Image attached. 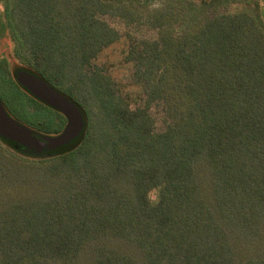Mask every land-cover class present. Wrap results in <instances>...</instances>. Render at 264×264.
Segmentation results:
<instances>
[{
    "label": "trees",
    "instance_id": "16d2710c",
    "mask_svg": "<svg viewBox=\"0 0 264 264\" xmlns=\"http://www.w3.org/2000/svg\"><path fill=\"white\" fill-rule=\"evenodd\" d=\"M241 1L0 0L5 108L41 133L63 128L16 81L26 69L86 125L48 157L0 139V264H264V20L257 0L228 9ZM105 16L155 32L125 55L142 105L92 68L121 36Z\"/></svg>",
    "mask_w": 264,
    "mask_h": 264
},
{
    "label": "water",
    "instance_id": "95a60500",
    "mask_svg": "<svg viewBox=\"0 0 264 264\" xmlns=\"http://www.w3.org/2000/svg\"><path fill=\"white\" fill-rule=\"evenodd\" d=\"M15 79L29 93L59 110L66 121L58 133H41L11 115L0 100V139L32 156L48 157L75 147L86 128L79 104L30 70H17Z\"/></svg>",
    "mask_w": 264,
    "mask_h": 264
},
{
    "label": "rangeland",
    "instance_id": "374dc122",
    "mask_svg": "<svg viewBox=\"0 0 264 264\" xmlns=\"http://www.w3.org/2000/svg\"><path fill=\"white\" fill-rule=\"evenodd\" d=\"M258 1V11L264 20V0ZM253 1L233 2L228 6L230 11L251 10ZM2 4L0 3V10ZM105 19L114 27H116L121 36L105 47L93 60L92 68H101L102 71L108 74L118 92L123 94L131 103L132 106L142 105L145 101V94L140 84H137L132 79L133 62L127 61L125 55L128 51L129 43L132 38L149 37L155 34L153 29L138 25H128L120 18L105 16ZM9 45V39L4 35L0 26V56L6 54V49ZM79 83V82H78ZM79 84H77L78 86ZM151 114L155 118L157 129L163 127L162 111L157 105H153L150 109ZM151 196L155 198V193L151 192Z\"/></svg>",
    "mask_w": 264,
    "mask_h": 264
}]
</instances>
